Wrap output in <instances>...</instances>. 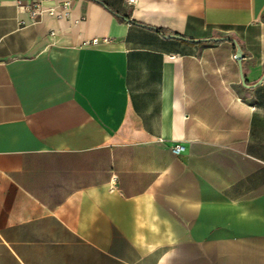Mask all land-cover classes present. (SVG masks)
Here are the masks:
<instances>
[{"label": "crops", "instance_id": "crops-1", "mask_svg": "<svg viewBox=\"0 0 264 264\" xmlns=\"http://www.w3.org/2000/svg\"><path fill=\"white\" fill-rule=\"evenodd\" d=\"M0 264H264V0H0Z\"/></svg>", "mask_w": 264, "mask_h": 264}, {"label": "built area", "instance_id": "built-area-1", "mask_svg": "<svg viewBox=\"0 0 264 264\" xmlns=\"http://www.w3.org/2000/svg\"><path fill=\"white\" fill-rule=\"evenodd\" d=\"M51 0H33L30 3H21L20 0H15L17 9L27 11L31 17L40 15L43 12H47L57 18H62L67 15V7L69 5V0H62L60 3V9H57L54 5H45V2ZM134 0H128V2H133ZM96 38L86 41L87 43L96 42ZM171 151L175 154L182 152L185 149L184 144L176 142L170 146Z\"/></svg>", "mask_w": 264, "mask_h": 264}, {"label": "water", "instance_id": "water-1", "mask_svg": "<svg viewBox=\"0 0 264 264\" xmlns=\"http://www.w3.org/2000/svg\"><path fill=\"white\" fill-rule=\"evenodd\" d=\"M240 57H241V52H240V49L237 48V51H236V59L239 61L240 60ZM243 78V76H242Z\"/></svg>", "mask_w": 264, "mask_h": 264}]
</instances>
